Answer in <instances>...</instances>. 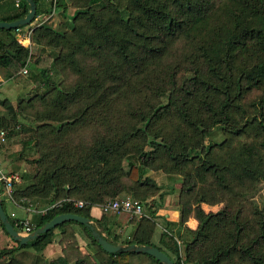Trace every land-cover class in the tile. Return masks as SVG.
Here are the masks:
<instances>
[{
    "label": "trees",
    "instance_id": "1",
    "mask_svg": "<svg viewBox=\"0 0 264 264\" xmlns=\"http://www.w3.org/2000/svg\"><path fill=\"white\" fill-rule=\"evenodd\" d=\"M18 1L3 21L26 15L28 4ZM55 7L74 8L71 25H49L52 4L31 22L39 55L17 41L24 27L0 29V67L14 78L27 66L43 88L15 104L0 100V129L32 133L18 152L25 160L26 147L33 150L31 171L18 174L12 190V201L35 206L32 230L58 214H79L112 243L152 245L180 264L176 237L166 230L154 238L157 200L166 193L150 175L158 172L180 181L176 203L188 264H264V203L250 201L264 183L261 161L252 169L240 165L252 186L220 181L225 201L216 211L202 207L220 202L207 176L217 181L229 170L245 181L219 150L246 139L252 145L244 148L246 157L264 154V0H56ZM46 48L53 59L36 70ZM214 128L223 132L220 142L209 140ZM125 178L132 181L129 191ZM124 195L139 200L144 215L132 217L135 230L121 238L103 227L104 214L93 219L90 209ZM77 201L83 206L75 207ZM190 217L195 229L185 226ZM69 223L80 227L94 256L74 264H162L145 253L106 252L76 221L25 245L0 222L12 241L0 250V264H68L63 256L47 259L44 249L54 230Z\"/></svg>",
    "mask_w": 264,
    "mask_h": 264
},
{
    "label": "crops",
    "instance_id": "2",
    "mask_svg": "<svg viewBox=\"0 0 264 264\" xmlns=\"http://www.w3.org/2000/svg\"><path fill=\"white\" fill-rule=\"evenodd\" d=\"M66 1V0H65ZM38 9L40 11V14L36 15L34 21L32 23H36L39 20L43 19L45 17V13L50 10L51 7V0H39ZM15 6V0H0V21H3L2 18L11 16L14 13ZM57 8V7H56ZM60 8V7H59ZM62 9V8H61ZM58 11L59 18H62V23L66 20L65 12L63 10ZM67 11H70L71 16L74 13V9L71 7H68L66 9ZM56 9L53 13V16L49 19L48 23L51 24L53 22L54 27L56 26V22H54V18H56ZM29 31V26H26L22 29L21 33L17 34V41L22 36H27ZM30 42V47L35 50V44ZM35 52L38 53V51L35 50ZM42 52V54L38 57L40 60L38 63L34 64L36 70H40L44 68L42 66L43 58L46 56H50V53L47 51ZM40 53H38L39 55ZM22 74V73H21ZM22 75L20 77H9L8 73L4 68L0 67V100L1 99H7L11 103L16 101L17 95H19L20 91L24 92V94L29 90V86L31 84H27L25 82H19V79H21ZM24 79V78H22ZM17 98V99H16ZM21 98V97H20ZM5 110L0 107V114H4ZM22 147V145H21ZM21 149V148H20ZM18 151V148H13L12 146V133L10 134L7 131V139L6 142L3 144H0V163L2 169L7 173H17L19 169H22V171H27L26 168H22L21 165L23 162L22 159L18 156V151L16 154L12 155V153ZM158 172H151L150 175L158 182L159 184L164 186V190L166 191L165 195L162 199L157 200V204L159 205L157 212H156V221H157V227L154 232V238L155 240L158 238V234L162 231H168L171 234H173L178 240L182 241L180 238L183 235V229L184 225H180V212L178 209V205L176 203V197L179 193V180L175 181H169L165 180V178H162L164 175L160 176L158 174H155ZM159 178V180H158ZM124 183L126 186V190L129 191L130 187L132 185V181L125 178ZM1 198L5 199V204L7 207V211L10 214L11 212H14L16 215V218L20 219H27L30 220L33 217V213L35 211V206L32 205L31 202L28 204L20 205L16 203L15 201L9 200L5 195H0ZM124 196H130V195H124ZM17 208H20L22 210V215H19L17 212ZM90 214L93 219L101 218V216L104 214V220H103V227L108 228L111 233L113 234H119L121 238H126L129 236L136 227V221L131 220L133 216H131L128 213L120 212H104L101 206H94L90 209ZM92 222L94 220H91ZM94 224V223H93ZM185 226H188L191 229H195L197 226V222L190 217L186 223ZM55 239L54 241L47 246L48 253L44 252V255L47 259H53L57 256H63L68 261L76 260L79 257L87 258L89 254H93L92 248L87 246L86 239L82 236L80 233L79 226L73 223L65 224L63 226V229H58L57 232H55ZM6 236V235H5ZM4 236L3 232L0 230V249L10 246L12 241L10 238H7ZM112 235H110V238Z\"/></svg>",
    "mask_w": 264,
    "mask_h": 264
},
{
    "label": "rangeland",
    "instance_id": "3",
    "mask_svg": "<svg viewBox=\"0 0 264 264\" xmlns=\"http://www.w3.org/2000/svg\"><path fill=\"white\" fill-rule=\"evenodd\" d=\"M72 8V7H71ZM61 8L57 7L56 8V18H54V22H56V26L54 27V24L53 22L49 25H51L53 28H56V29H66V27H64V22L62 23V18H59L58 16V11H60ZM74 9V8H73ZM62 10V9H61ZM70 15V11H65V16H66V24L68 25V27L71 25L70 21H68V18ZM53 16V14L51 15V17ZM50 17V18H51ZM49 20V19H48ZM26 26H30L29 25H26ZM26 26H23V27H26ZM32 49V48H31ZM35 50L36 51H39V47H37L35 45ZM35 50L32 51L35 52ZM45 51H47V53H51L52 52V49L51 48H46ZM52 57L51 55L50 56H46L43 58V61H42V66L45 68H47L49 66V64L51 63L52 61ZM35 60V59H34ZM40 60V58H39ZM34 62V61H32ZM33 74H37V71H32ZM30 74L32 75V73H30V70H27V74H21L22 77L21 79H19V82H25L27 84H31V86H29V90L24 94V92L20 91L19 95H17V98L19 97H26L28 96L29 94H32L36 91H39L41 92L43 90L42 87H39V80L37 78L36 75H32L30 76ZM24 78V79H22ZM66 79L67 81H71L73 79V75L68 73L67 76H66ZM16 98V99H17ZM18 98V99H19ZM17 99V100H18ZM16 100V101H17ZM12 102L13 104H15V102ZM26 131V130H24ZM212 135L209 137V140H213L214 142H220L223 138V132L221 130V128H214L213 131H212ZM30 136H32V133L30 132H23L22 129H16V134H13L12 135V146L13 148H18V151L20 150L21 148V142L22 140H25L27 138L30 139ZM207 144V141L205 142ZM250 141L249 140H246V139H237L234 141V143L232 144V147H230L229 149H226V150H219V155L225 160V163L229 164V166H231L233 169L236 170V172H240L241 173V177L244 178V184L239 180V178H237L234 173H232L231 171H226V172H222L221 173V176L220 178L217 180V181H214V179L210 176H207V179L210 181V183L213 185V190L216 191V194L217 196L220 197V202L216 205H208L206 203H202V207L204 208V210L207 212V211H216L219 209V207L222 205V203L225 201V198H227V195L226 194H222V196L220 195L222 193V191L219 189V182L220 181H224V182H228L232 185H234L235 188L238 187H244V185H247V186H252L254 183L250 180V178H247L246 177V173L243 171V168L244 167H241L240 165L241 164H244L246 166H249L251 169L254 168L253 165L256 164V162L258 161H261L262 162V166L264 168V154L261 153V152H258L257 153H253V158H250V157H246V155L243 154L244 152V148L246 146H252L250 145ZM18 151L12 153V155L16 154ZM24 159L21 165L22 168H26V170H29L31 171V165L29 163H27V160L31 159L32 156H33V150L32 149H29L28 147H26L25 149V153L23 154ZM243 157V158H241ZM226 164V165H227ZM252 166V167H251ZM20 171L18 170H15L17 171V174H21L22 172V169H19ZM159 174L160 176V180H161V173H155ZM162 178H165V180H168L165 176H163ZM159 180V178H158ZM158 183H160L158 181ZM250 201H254V202H257L260 206L261 204L264 203V183H261L259 185V189L257 191V193L253 196V198L250 200ZM7 208V207H6ZM17 212L19 213V215H22V210L20 208H17ZM80 229V227H79ZM58 229H55L54 230V233L57 232ZM80 233L82 234V230L80 229ZM5 236V235H4ZM83 236V235H82ZM6 237V236H5ZM7 238V237H6ZM182 241H183V237L180 238ZM0 245H1V242H0ZM1 250V249H0ZM44 252L45 253H48V250H47V246L46 248L44 249ZM87 261L89 262H92L94 261V256L93 254H89V256L86 258ZM75 263V260H71L69 259L68 261V264H74Z\"/></svg>",
    "mask_w": 264,
    "mask_h": 264
},
{
    "label": "water",
    "instance_id": "4",
    "mask_svg": "<svg viewBox=\"0 0 264 264\" xmlns=\"http://www.w3.org/2000/svg\"><path fill=\"white\" fill-rule=\"evenodd\" d=\"M28 4V12L22 18L13 21H0V29H18L20 27L31 24L36 17V2L35 0H24ZM69 221H76L90 230L93 239L102 247L103 250L109 253H122V252H136L148 254L162 264H174V262L157 247L152 245L143 244H129V243H112L108 241L102 233L98 231L90 218L74 214L62 213L53 217L43 225L37 227L26 235L20 234L10 222L3 206L0 201V222L4 225L5 231L12 238L13 241L18 242L20 245H25L34 240L39 235L48 232L50 229L57 227L60 224Z\"/></svg>",
    "mask_w": 264,
    "mask_h": 264
},
{
    "label": "built area",
    "instance_id": "5",
    "mask_svg": "<svg viewBox=\"0 0 264 264\" xmlns=\"http://www.w3.org/2000/svg\"><path fill=\"white\" fill-rule=\"evenodd\" d=\"M19 1L15 0V5L18 6ZM52 4V10L48 14L47 18L51 17V15L54 13L56 7V0H51ZM29 35L30 32L28 31L27 36H22L19 38L18 42L20 45L24 47H30V42H29ZM31 48V47H30ZM27 66H25L22 70V74H27ZM7 139V131L4 129H0V144H3L6 142ZM20 181V177L17 173H7L5 172L0 163V194L5 195L9 200H12V190L14 184ZM75 207H82L83 202L82 201H77L74 203ZM102 209L104 212H124L128 213L133 217L140 218L144 215V206L143 204L131 197V196H121V197H115L113 199L108 200L106 203H104L102 206ZM42 213L44 211H41ZM10 217L18 219L16 224L20 228V230H17L20 234L26 235L29 232L32 231V227L29 224L27 219H20L16 218V215L14 212L10 213ZM178 248H179V257H180V264H188L185 261L183 250L181 248L182 241L178 240L176 238Z\"/></svg>",
    "mask_w": 264,
    "mask_h": 264
}]
</instances>
